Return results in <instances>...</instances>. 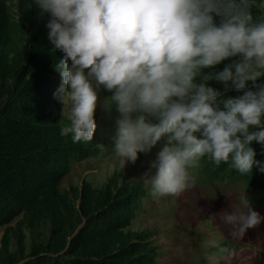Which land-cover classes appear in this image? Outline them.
I'll return each instance as SVG.
<instances>
[{
	"label": "clouds",
	"instance_id": "1",
	"mask_svg": "<svg viewBox=\"0 0 264 264\" xmlns=\"http://www.w3.org/2000/svg\"><path fill=\"white\" fill-rule=\"evenodd\" d=\"M33 3L49 15L47 39L62 53L55 64L61 83L53 94L68 121L62 137L71 135L74 144L92 142L103 89L119 114L111 148L115 170L158 147L140 177L153 197L190 189L191 170L205 158L217 167L230 162L241 175L254 167L264 173V162L254 159L251 147L264 145V84L256 83L264 77V19L253 20L254 0ZM226 60L232 62L223 70L205 72ZM210 81L222 84L223 93L243 95L221 100L223 93ZM217 215L218 229L239 240L264 222L245 192ZM253 249V257L264 253L260 243ZM219 253L222 260L234 255L226 247Z\"/></svg>",
	"mask_w": 264,
	"mask_h": 264
},
{
	"label": "trees",
	"instance_id": "2",
	"mask_svg": "<svg viewBox=\"0 0 264 264\" xmlns=\"http://www.w3.org/2000/svg\"><path fill=\"white\" fill-rule=\"evenodd\" d=\"M262 3L254 0V21L264 19ZM49 19L33 0H0V264H155L153 233L131 229L156 198L140 179L148 168L139 175L134 167L113 170L101 183L84 177L86 169L62 188L74 167L114 157L119 114L110 93L101 89L92 142L74 144L71 135L59 134L68 121L53 96L61 83L55 64L62 53L47 39ZM208 83L223 93L222 84ZM256 83L264 84V77ZM241 95L229 91L220 99ZM217 105L223 108L220 100ZM251 147L254 159L264 162V145ZM191 171L221 186L264 195V173L255 167L241 175L230 162L217 167L205 158Z\"/></svg>",
	"mask_w": 264,
	"mask_h": 264
},
{
	"label": "rangeland",
	"instance_id": "3",
	"mask_svg": "<svg viewBox=\"0 0 264 264\" xmlns=\"http://www.w3.org/2000/svg\"><path fill=\"white\" fill-rule=\"evenodd\" d=\"M262 9L264 11V0ZM156 151L154 148L147 155L138 153L136 162L126 164L125 168L134 167L136 175L144 173ZM114 161L115 157L90 160L87 165L74 167L62 188L76 183L86 169L89 172L84 177L91 176V181L101 183L115 170ZM192 174L195 183L190 189L178 196L155 198L132 224V230L153 233L151 241L157 251L155 264H264V253L253 257V246L260 243L264 248V222L248 229L241 240L233 239L227 229L217 227V214L234 207L244 192L253 209L264 216V195L248 193L241 186H221L207 177ZM3 229L0 228V240ZM213 241L217 247H213ZM220 247L230 249L234 255L230 259H220Z\"/></svg>",
	"mask_w": 264,
	"mask_h": 264
}]
</instances>
